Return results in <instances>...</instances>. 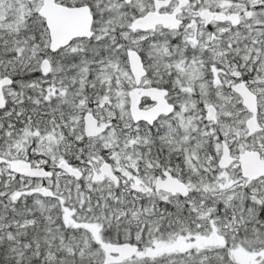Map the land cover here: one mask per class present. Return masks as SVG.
Instances as JSON below:
<instances>
[{"label":"snow or ice","instance_id":"1","mask_svg":"<svg viewBox=\"0 0 264 264\" xmlns=\"http://www.w3.org/2000/svg\"><path fill=\"white\" fill-rule=\"evenodd\" d=\"M0 264H264V0H0Z\"/></svg>","mask_w":264,"mask_h":264}]
</instances>
